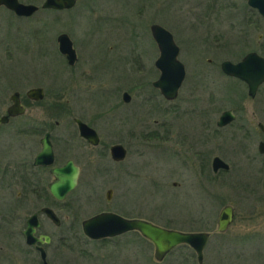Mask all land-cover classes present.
Wrapping results in <instances>:
<instances>
[{
	"label": "rangeland",
	"instance_id": "obj_1",
	"mask_svg": "<svg viewBox=\"0 0 264 264\" xmlns=\"http://www.w3.org/2000/svg\"><path fill=\"white\" fill-rule=\"evenodd\" d=\"M153 23L172 33L186 68L171 101L152 86L159 76ZM60 33L74 42V66L58 51ZM249 51L264 56V17L247 0H79L70 10L40 9L28 18L0 8V114L14 91L26 105L24 115L0 129V162L9 166L0 171V264H41L21 231L44 204L61 220L57 227L39 217L38 233L51 236L48 264H197L187 245L156 261L152 243L135 231L88 239L81 221L104 209L170 229L211 232L203 264H264V156L257 151L264 86L250 98L241 82L220 71L222 60ZM33 87L44 89L42 101L25 97ZM123 92L130 103L122 101ZM224 110L235 120L219 128ZM74 117L98 132L99 146L80 139ZM45 131L52 134L55 164L71 158L80 170L63 202L23 183ZM114 143L128 150L118 164L108 152ZM214 156L230 170L213 174ZM36 173L46 188L48 170ZM226 204L234 207V220L215 233Z\"/></svg>",
	"mask_w": 264,
	"mask_h": 264
},
{
	"label": "water",
	"instance_id": "obj_2",
	"mask_svg": "<svg viewBox=\"0 0 264 264\" xmlns=\"http://www.w3.org/2000/svg\"><path fill=\"white\" fill-rule=\"evenodd\" d=\"M76 3L77 0H43L39 6L33 3H23L19 0H0V5H4L19 17H31L40 9L69 10ZM247 4L264 17V0H247ZM150 32L159 51V55L154 63L159 71V76L152 82V85L159 90L164 99L169 101L174 100L177 98L186 76V68L178 58L180 48L176 44L172 33L160 24H151ZM56 41L58 51L65 56L67 64L73 65L77 56L69 35L67 33H60L57 35ZM221 71L228 76H233L244 81L248 85V95L253 97L257 87L264 82V57L256 52H249L236 63L229 60L223 61L221 63ZM26 96L31 100L39 101L44 97V90L42 87H33L26 91ZM123 99L126 102L129 101L130 95L124 92ZM10 101L11 104L7 108L6 113L0 116V125L7 123L10 117L23 115L26 111V107L22 103L18 91H14L10 95ZM234 118L233 113L230 110H226L220 115L217 125L223 126L234 120ZM76 123L81 137L94 145L99 142L95 129L79 119H76ZM259 126L264 130V126L261 123H259ZM40 143L42 148L36 155L34 164L52 166L54 163V153L49 140V133L45 134ZM257 149L264 156V139L258 143ZM110 155L113 160L120 161L125 158L126 150L123 145L116 143L110 146ZM211 168L214 173H217L220 170L228 171L230 165L219 156H214L211 160ZM50 173L53 179L47 186L48 191L53 198L63 201L67 194L77 185L79 168L69 159L61 166H52ZM41 210L56 225L60 223L59 218L51 208L44 207ZM234 213V207L231 204L224 205L220 209L215 232H226L234 220ZM37 227H39V220L37 214L33 213L27 218L26 229L23 230L25 243L30 246L34 245L40 253L42 264H48L46 251L38 243H49L50 237L45 235L44 240H42V236L36 237L35 232ZM81 228L83 234L92 240L111 238L130 231H136L152 243L154 247V259L156 261H162L172 249L178 245L185 244L195 252L197 264H203V250L210 236V232L208 231L192 232L170 229L146 219L125 218L114 212H100L84 219L81 222Z\"/></svg>",
	"mask_w": 264,
	"mask_h": 264
},
{
	"label": "flooded vegetation",
	"instance_id": "obj_3",
	"mask_svg": "<svg viewBox=\"0 0 264 264\" xmlns=\"http://www.w3.org/2000/svg\"><path fill=\"white\" fill-rule=\"evenodd\" d=\"M20 1V0H19ZM21 2V1H20ZM77 2H78V0H77ZM37 5V4H36ZM0 8H5L6 10H9L10 12H12L13 14H14V12L13 11H11L10 9H8V8H6L4 5H0ZM74 8V7H73ZM253 9V8H252ZM46 10V9H45ZM53 11H57V10H53ZM60 11H65V9L64 10H60ZM257 11V10H256ZM15 15V14H14ZM16 16V15H15ZM16 17H18V18H28V17H19V16H16ZM151 26V25H150ZM150 29V28H149ZM150 34H151V32H150ZM152 37V36H151ZM153 39V38H152ZM154 41V40H153ZM73 43V48L75 49V45H74V42H72ZM155 43V42H154ZM155 45H156V43H155ZM156 47H157V45H156ZM180 48V47H179ZM158 49V48H157ZM75 52H76V49H75ZM249 52H256V51H249ZM249 52H247V53H249ZM247 53H245V54H247ZM256 53H258V52H256ZM244 54V55H245ZM259 54V53H258ZM158 55H159V51H158ZM243 55V56H244ZM260 55V54H259ZM64 56V55H63ZM76 56H77V52H76ZM243 56H241L239 59H235V60H231V59H224V60H222L221 62H220V71H221V63L223 62V61H225V60H229V61H231V62H234V63H236V62H238V61H240L242 58H243ZM262 56V55H261ZM65 57V56H64ZM158 57V56H157ZM262 57H264V56H262ZM66 59V58H65ZM77 59H78V57L76 58V61H75V63L73 64V65H69V66H74L75 64H76V62H77ZM157 59V58H156ZM155 59V60H156ZM211 61H212V59H208V62L209 63H211ZM154 63H155V61H154ZM155 66V65H154ZM156 68V67H155ZM157 69V68H156ZM158 70V69H157ZM221 73H222V75L224 76V77H226L227 79H231V80H236V81H239V82H241L245 87H246V89H247V95H248V85L244 82V81H242V80H240V79H238V78H236V77H233V76H228V75H226V74H224L222 71H221ZM153 86V85H152ZM264 86V82H262L258 87H257V89H256V92H255V95L253 96V97H251V96H249L250 98H254L259 92H260V90L262 89V87ZM156 89V88H155ZM44 90V89H43ZM158 90V89H157ZM159 91V90H158ZM124 93V92H123ZM123 93H122V101L124 102V103H130V101H131V95H130V100L129 101H124V99H123ZM12 94V93H11ZM10 94V95H11ZM10 95H9V104H8V106L5 108V111L2 113V114H0V116L1 115H3V114H5L6 113V110H7V108L10 106V104H11V101H10ZM25 97L27 98V99H29L27 96H26V92H25ZM21 97V96H20ZM45 98V91H44V97H43V99ZM42 99V100H43ZM29 100H31V99H29ZM42 100H39V101H42ZM21 101H22V99H21ZM23 103V102H22ZM24 104V103H23ZM25 105V104H24ZM25 107H26V105H25ZM224 111H226V110H224ZM223 111V112H224ZM231 111V110H230ZM26 112V111H25ZM222 112V113H223ZM232 112V111H231ZM221 113V114H222ZM233 113V112H232ZM25 114V113H24ZM23 114V115H24ZM220 114V115H221ZM220 115H219V117H220ZM234 115V114H233ZM21 116V115H20ZM235 116V115H234ZM16 117H19V116H16ZM16 117H10L9 118V121L7 122V123H5V124H1L0 125V129L3 127V126H5V125H7V124H9L10 123V121L12 120V119H14V118H16ZM219 117H218V119H217V121L219 120ZM76 119H79V120H81L82 122H84L85 124H87L88 126H90L91 128H93L91 125H89L87 122H85V121H83L81 118H77V117H74L73 118V122H74V124H75V127H76V129H77V133H78V136L80 137V139L81 140H83L84 142H86L88 145H90V146H92V147H97V146H99L100 145V143H101V139H100V136H99V134H98V132H97V135H98V137H99V142L97 143V144H91V143H89L85 138H83V137H81L80 136V134H79V131H78V128H77V123H76ZM234 120H235V118H234ZM234 120H232V121H234ZM217 121H216V126L217 127H219V128H223V127H225V126H228L231 122H229V123H227V124H225V125H223V126H218L217 125ZM259 123H261V122H258L257 123V127L259 128V130L262 132V133H264V130H262L261 128H260V126H259ZM262 125H263V123H261ZM264 126V125H263ZM94 129V128H93ZM46 133H49V140H50V142H51V145H52V149H53V153H54V148H53V143H52V134H51V132L50 131H45L44 132V134H43V136L39 139V143H40V140L45 136V134ZM264 139V138H263ZM262 139V140H263ZM261 141V140H260ZM259 141V142H260ZM258 142V143H259ZM114 144H116V143H114ZM119 144H121V143H119ZM111 145H113V144H111ZM110 145V146H111ZM121 145H123V144H121ZM110 146L108 147V152H109V157H110V159H111V161L113 162V163H121V162H123L126 158H127V156H128V150H127V147L125 146V145H123L124 146V148H125V150H126V156H125V158L123 159V160H120V161H115V160H113L112 158H111V155H110ZM257 146H258V144H257ZM41 148H42V145H41V143H40V150H41ZM40 150L37 152V154L40 152ZM257 151H258V149H257ZM259 153V152H258ZM36 154V155H37ZM260 154V153H259ZM36 155H35V157H36ZM261 155V154H260ZM263 156V155H262ZM35 157L33 158V160H32V163L30 164V168L32 169V171H33V173H31V171L30 172H28V171H26L25 173H23V178H24V182L23 183H25V185H28V186H32V185H34L35 184V186H36V188H37V191L38 192H41L42 190H43V192H44V195L46 194V192L51 196V194L49 193V191H48V184L50 183H48L47 185H46V188L44 187V184L42 183V186L40 185V182L38 183V181L36 182L35 181V177H36V175H37V173H36V171H41V170H44V169H47L48 170V173L50 174V176L52 177V175H51V173H50V168L52 167V166H61V165H56L55 164V154H54V163H53V165L52 166H44V165H35L34 164V159H35ZM69 159H71V158H69ZM69 159H66V161L67 160H69ZM73 162H74V160L73 159H71ZM212 160V159H211ZM65 161V162H66ZM64 162V163H65ZM63 163V164H64ZM62 164V165H63ZM74 164H75V162H74ZM76 165V164H75ZM77 166V165H76ZM78 167V166H77ZM210 167H211V163H210ZM9 168V166L7 165V166H5L2 162H0V171L2 172H5L7 169ZM79 168V167H78ZM211 170H212V168H211ZM80 171V170H79ZM219 172V171H218ZM218 172L217 173H214L213 171H212V173L213 174H218ZM26 173H28V174H26ZM36 173V174H35ZM79 175V174H78ZM32 178V180H31V178ZM52 179H53V177H52ZM51 179V180H52ZM39 181H40V177H39V179H38ZM77 182H78V178H77ZM77 186V185H76ZM76 188V187H75ZM74 188V189H75ZM30 189V188H29ZM73 189V190H74ZM31 190V192H35V190L34 189H30ZM72 190V191H73ZM71 191V192H72ZM108 191H110V193H108ZM70 192V193H71ZM112 192H113V190L111 189V188H109V189H107L106 190V193H105V198H106V201H110L111 200V195H112ZM70 193H68L67 194V196L70 194ZM66 196V197H67ZM108 196H109V198H108ZM21 197V194L20 193H18L17 194V198H20ZM52 197V196H51ZM53 198V197H52ZM55 201H58V200H56L55 198H53ZM66 199V198H65ZM64 199V200H65ZM63 200V201H64ZM63 201H58V202H63ZM46 204H47V202L46 201H44ZM44 207H49V208H51L49 205H43V206H41L40 208H39V211H35V212H33V213H36L37 214V218H38V220H39V227H37L36 228V232H35V236L36 237H40V236H42L41 238H42V240H44V236L45 235H47V234H45V233H38V231H40L41 230V227H42V223H41V220H40V216H44L45 218H47L53 225H55V226H60L61 225V220H60V218H59V216L57 215V213L55 212V210L53 209V208H51L52 210H53V212L56 214V216L59 218V220H60V223L58 224V225H56L50 218H48L47 216H46V214L45 213H43L42 212V208H44ZM9 209H11V210H13V204H11V206H10V208ZM100 212H114V213H116V214H119V213H117V212H115V211H112V210H108V209H104V210H101ZM100 212H98V213H100ZM12 213H13V211H12ZM33 213H31L30 215H28L27 217H26V219H25V228L23 229V230H25L26 229V221H27V218L29 217V216H31ZM98 213H95V214H98ZM95 214H93V215H95ZM1 215V214H0ZM92 215V216H93ZM119 215H121V214H119ZM121 216H123V217H125V218H130V219H132V218H138V217H135V216H131V217H127V216H124V215H121ZM91 217V216H90ZM89 218V217H88ZM85 219H87V218H85ZM84 220V219H83ZM82 220V221H83ZM81 221V222H82ZM23 230L21 231V233H22V235H23V237H24V242H25V236H24V234H23ZM81 230H82V228H81ZM83 233V232H82ZM124 234H126V233H124ZM121 235H123V234H121ZM121 235H118V236H121ZM49 236V235H48ZM50 237V242H51V236H49ZM115 237H117V236H115ZM111 238H114V237H111ZM90 239V238H89ZM104 239H108V238H104ZM92 240V239H91ZM100 240H103V239H100ZM96 241V240H95ZM50 242L49 243H46V242H44V243H42V244H40V243H38L39 245H41V246H43V248H44V250L46 251V246L48 245V244H50ZM26 244V243H25ZM26 246L28 247V249H31V250H34L35 252H37V254L39 255V258H40V253L36 250V248H35V246L34 245H32V246H30V245H27L26 244ZM169 255V254H168ZM167 255V256H168ZM46 258H47V252H46ZM166 258V257H165ZM40 261H41V259H40ZM42 262V261H41Z\"/></svg>",
	"mask_w": 264,
	"mask_h": 264
},
{
	"label": "trees",
	"instance_id": "obj_4",
	"mask_svg": "<svg viewBox=\"0 0 264 264\" xmlns=\"http://www.w3.org/2000/svg\"><path fill=\"white\" fill-rule=\"evenodd\" d=\"M46 194H48V193L46 192Z\"/></svg>",
	"mask_w": 264,
	"mask_h": 264
}]
</instances>
